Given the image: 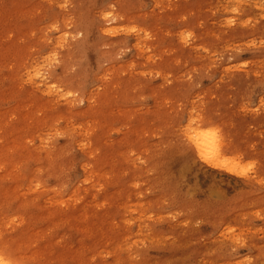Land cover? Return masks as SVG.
Segmentation results:
<instances>
[{
	"label": "rangeland",
	"instance_id": "rangeland-1",
	"mask_svg": "<svg viewBox=\"0 0 264 264\" xmlns=\"http://www.w3.org/2000/svg\"><path fill=\"white\" fill-rule=\"evenodd\" d=\"M0 246L264 264V0H0Z\"/></svg>",
	"mask_w": 264,
	"mask_h": 264
},
{
	"label": "bare ground",
	"instance_id": "bare-ground-1",
	"mask_svg": "<svg viewBox=\"0 0 264 264\" xmlns=\"http://www.w3.org/2000/svg\"><path fill=\"white\" fill-rule=\"evenodd\" d=\"M36 77L39 76L41 82L46 81L44 75L36 71ZM209 130L201 128H190L186 132L188 146L186 152L189 157H194L204 164L220 165L221 163V150L219 146L218 137H211L205 135ZM0 246V264H15L14 260L2 251Z\"/></svg>",
	"mask_w": 264,
	"mask_h": 264
},
{
	"label": "snow or ice",
	"instance_id": "snow-or-ice-1",
	"mask_svg": "<svg viewBox=\"0 0 264 264\" xmlns=\"http://www.w3.org/2000/svg\"><path fill=\"white\" fill-rule=\"evenodd\" d=\"M205 135L211 136V137H215L216 136V133H215L214 130H209V132H207Z\"/></svg>",
	"mask_w": 264,
	"mask_h": 264
}]
</instances>
